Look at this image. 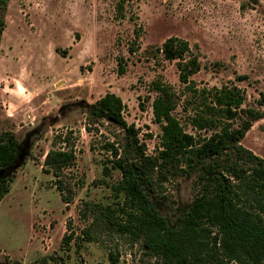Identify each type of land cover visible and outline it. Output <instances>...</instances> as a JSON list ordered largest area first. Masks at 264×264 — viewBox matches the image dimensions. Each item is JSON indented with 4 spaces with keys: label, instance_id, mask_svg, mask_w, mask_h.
<instances>
[{
    "label": "rangeland",
    "instance_id": "1",
    "mask_svg": "<svg viewBox=\"0 0 264 264\" xmlns=\"http://www.w3.org/2000/svg\"><path fill=\"white\" fill-rule=\"evenodd\" d=\"M117 1L7 0L0 32V135L11 132L17 150L11 163L0 167V176L10 178L0 198V264L154 260L140 238L132 241L102 223L90 227L95 238L83 240L78 251L72 242L60 248L59 241L64 231L79 233L87 225L77 217L81 199L112 205L122 199L107 184L116 181L117 170L101 173L100 143L109 132L103 126L96 133L83 128L88 103L105 90L117 93L126 121L138 127L146 152L154 153L159 127L152 120L148 82L160 75L176 90L181 87L175 61L156 50L165 37L177 35L196 45L199 68L191 78L207 85L234 83L244 90L245 104L258 106L264 90V0H122V16ZM176 111L181 119V109ZM108 126L123 140L121 129ZM63 128L76 135L69 175L83 183L74 187L67 205L51 174L40 168L53 132ZM240 142L264 157V116L251 123ZM195 174L169 175L160 194L152 196L169 223L191 200ZM108 251L116 255L114 262Z\"/></svg>",
    "mask_w": 264,
    "mask_h": 264
},
{
    "label": "trees",
    "instance_id": "2",
    "mask_svg": "<svg viewBox=\"0 0 264 264\" xmlns=\"http://www.w3.org/2000/svg\"><path fill=\"white\" fill-rule=\"evenodd\" d=\"M121 3L115 5L119 16ZM6 4L0 0V32ZM156 50L175 61L181 87L176 90L160 75L148 82L152 120L159 127L154 153L146 152L138 127L126 121L125 104L117 93L105 90L88 103L83 128L96 133L103 126L109 132L100 143L105 154L101 173L117 170L116 181L107 184L122 199L117 205L81 199L75 206L77 217L87 225L79 233L64 231L60 248L68 249L72 242L78 251L83 240L95 238L90 227L102 223L132 241L140 238L144 252L154 258L147 264H264V157L240 142L251 123L264 116V90L254 106L245 104L244 90L234 83H198L191 75L199 68V53L183 37L169 35ZM117 61L122 72L124 63ZM107 124L121 129L123 140ZM75 141L71 128L53 132L40 164L51 174V184L65 205L72 200L74 187L83 184L81 179L71 180L68 171L75 163ZM16 150L11 132L0 135V167L11 163ZM192 171L196 174L191 200L171 224L152 196L160 194L169 175L188 176ZM9 182L8 176H0V198ZM65 226L70 228L69 219ZM107 255L116 260L111 251Z\"/></svg>",
    "mask_w": 264,
    "mask_h": 264
}]
</instances>
